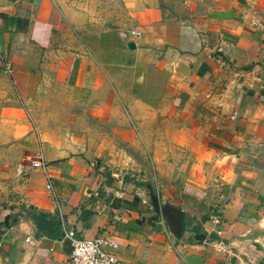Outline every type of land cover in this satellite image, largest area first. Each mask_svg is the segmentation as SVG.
Segmentation results:
<instances>
[{
    "label": "crops",
    "instance_id": "0c3cea01",
    "mask_svg": "<svg viewBox=\"0 0 264 264\" xmlns=\"http://www.w3.org/2000/svg\"><path fill=\"white\" fill-rule=\"evenodd\" d=\"M122 2L126 20L92 27L0 0V264H61L95 236L123 264H264V0ZM44 79L93 104L69 111L90 134L68 149L29 145Z\"/></svg>",
    "mask_w": 264,
    "mask_h": 264
},
{
    "label": "rangeland",
    "instance_id": "374dc122",
    "mask_svg": "<svg viewBox=\"0 0 264 264\" xmlns=\"http://www.w3.org/2000/svg\"><path fill=\"white\" fill-rule=\"evenodd\" d=\"M62 5L68 12L73 13L74 19L78 22H84L86 19L90 20L92 27L98 25L99 27L114 26L115 23H120L125 18V7L122 0H56ZM49 76V74L47 75ZM51 76V75H50ZM38 90L31 94L28 100V122L30 132L33 136V141L29 145L37 147L41 145V142H50L49 148L52 149L53 145H60L61 149H68L70 145H76L78 140L84 138V134L87 136L90 134L88 130L84 129L82 124L87 121H83L84 115L73 116L69 115V111L73 108H90L93 104H84L80 101H72L67 97L73 92L71 87L66 86L63 82L51 85L45 79L43 83L37 85ZM94 118V117H92ZM76 120V121H75ZM93 124H97L96 120L92 121ZM96 128H99L97 125ZM93 137H99L102 131L95 128L91 131ZM81 134V135H80ZM40 144V145H39ZM41 151L35 153L30 150L29 154L23 161V164L30 166L34 160L42 159L40 157ZM123 169L131 170V164H124ZM121 168L123 166H120ZM107 165H103V172L110 176L111 169ZM118 168V165H114V170ZM143 170L135 171V176L140 175L139 178L145 180V173L147 172L144 167ZM35 168L30 169L34 172ZM107 170H110L109 173ZM136 178V177H134ZM112 179V178H110ZM149 179V178H148ZM148 182V181H147ZM143 181L142 183H147ZM150 183V182H148ZM147 183V184H148Z\"/></svg>",
    "mask_w": 264,
    "mask_h": 264
},
{
    "label": "built area",
    "instance_id": "2783aa9c",
    "mask_svg": "<svg viewBox=\"0 0 264 264\" xmlns=\"http://www.w3.org/2000/svg\"><path fill=\"white\" fill-rule=\"evenodd\" d=\"M133 36H139L140 33L136 30H130ZM10 73V69L6 68ZM236 114L231 116L234 119ZM48 164L43 160H34L31 162V167L42 168L45 172ZM47 189L51 190V183L47 181ZM209 221L214 226L221 224V216L214 212L210 215ZM26 241L32 243L30 237H26ZM72 251L70 255L61 264H123V262L116 255L115 250L118 248L116 242L106 239L104 237H81V239H70Z\"/></svg>",
    "mask_w": 264,
    "mask_h": 264
},
{
    "label": "water",
    "instance_id": "95a60500",
    "mask_svg": "<svg viewBox=\"0 0 264 264\" xmlns=\"http://www.w3.org/2000/svg\"><path fill=\"white\" fill-rule=\"evenodd\" d=\"M127 45L129 46V48L133 49L135 48V45L133 42L129 41L127 43ZM151 201H152V204H154L155 208L157 211H160V207H159V204L157 202V198L156 196L152 195L151 196ZM161 212L163 213V215L170 221H172L173 217H174V214L172 212V207L170 206H167V207H162L161 209Z\"/></svg>",
    "mask_w": 264,
    "mask_h": 264
}]
</instances>
